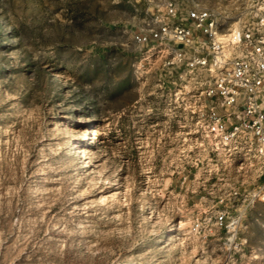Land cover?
Here are the masks:
<instances>
[{"label":"rangeland","instance_id":"374dc122","mask_svg":"<svg viewBox=\"0 0 264 264\" xmlns=\"http://www.w3.org/2000/svg\"><path fill=\"white\" fill-rule=\"evenodd\" d=\"M255 1L180 0L227 29ZM157 2L0 0V264H264V203L243 216L242 175L193 147L173 86L139 80Z\"/></svg>","mask_w":264,"mask_h":264},{"label":"built area","instance_id":"2783aa9c","mask_svg":"<svg viewBox=\"0 0 264 264\" xmlns=\"http://www.w3.org/2000/svg\"><path fill=\"white\" fill-rule=\"evenodd\" d=\"M226 25L215 8L158 0L134 42L139 80L150 75L167 83L185 102L193 147L204 160L242 175V190L228 196L241 197L244 216L264 203V0L254 2L238 27ZM228 218L219 211L216 222Z\"/></svg>","mask_w":264,"mask_h":264},{"label":"bare ground","instance_id":"6f19581e","mask_svg":"<svg viewBox=\"0 0 264 264\" xmlns=\"http://www.w3.org/2000/svg\"><path fill=\"white\" fill-rule=\"evenodd\" d=\"M82 154H84V152H81Z\"/></svg>","mask_w":264,"mask_h":264}]
</instances>
